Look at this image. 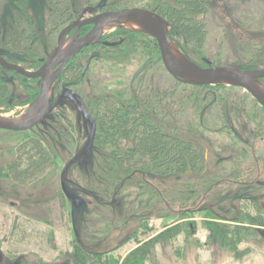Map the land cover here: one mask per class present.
<instances>
[{"label": "rangeland", "instance_id": "1", "mask_svg": "<svg viewBox=\"0 0 264 264\" xmlns=\"http://www.w3.org/2000/svg\"><path fill=\"white\" fill-rule=\"evenodd\" d=\"M99 1L0 0V49L24 68H36L38 59L56 46L60 30L87 5L84 16L98 12ZM111 3L106 1L108 10L115 9ZM120 5L116 10L127 8ZM203 18L205 49L199 53L186 45L191 59L202 66L264 68V0H210ZM133 28H105L100 40L114 46L97 45L78 55L81 68L86 55L100 52L71 89L92 111L103 97L123 95L140 107L156 97L161 113H148L169 134L199 149L201 167L193 172L205 168L203 176L134 170L113 183L114 175L102 166L106 151L95 142L87 156L63 171L87 147L90 125L62 99L29 130L0 129V264H78L79 250L98 264H124L126 257L131 264L138 248H144L138 255L141 264H264V186L225 184L219 165L221 157H245L253 179L264 180V108L236 86H177L157 45L158 55L145 46L153 38ZM169 33L176 44L185 43ZM14 82L19 97L0 110L13 119L27 108L20 101L29 99L30 86L36 89L35 80L16 76ZM28 137L41 141L46 160L25 182L14 183L6 177L5 165ZM218 224L230 232L219 235ZM175 226L177 235L170 231Z\"/></svg>", "mask_w": 264, "mask_h": 264}, {"label": "trees", "instance_id": "2", "mask_svg": "<svg viewBox=\"0 0 264 264\" xmlns=\"http://www.w3.org/2000/svg\"><path fill=\"white\" fill-rule=\"evenodd\" d=\"M120 2L127 5V8L143 7L161 15L169 24L171 33L185 42L178 46L188 58L190 57L186 45H191V48L199 53L204 52L207 31L203 16L208 13L210 0H112L111 7H115L112 10L118 9L121 6ZM147 3L149 6H146ZM155 45L153 40L145 46L157 54ZM66 71L72 79L78 75L79 70L74 60L68 63ZM176 85L183 84L176 81ZM151 98L143 102L142 107L123 95L103 97L93 106L98 122L95 143L106 151L107 158L102 162V166L114 175L110 177L113 183L117 182L122 174H129L134 170L139 173L143 171L144 174L166 176L196 171L201 167L199 149L190 142L169 134L160 122L150 116L148 110L156 114L158 109L156 97ZM159 112L161 113L160 110ZM15 149L14 158L5 165L4 171L7 178L19 184L25 182L29 175H33L43 166L46 151L41 141L34 137H28ZM107 159L108 165L105 163ZM18 223V219L14 218V231ZM228 227L225 224H218L215 230L219 235H225L230 232ZM170 231L177 235L179 227L175 226ZM18 233L20 232H17L16 238L19 236ZM143 249L133 251L131 256L134 258L131 264H141L138 255ZM246 252L247 250L240 254ZM78 257L80 258L78 264H98V260L81 250ZM129 258L126 257L123 263H128Z\"/></svg>", "mask_w": 264, "mask_h": 264}, {"label": "water", "instance_id": "3", "mask_svg": "<svg viewBox=\"0 0 264 264\" xmlns=\"http://www.w3.org/2000/svg\"><path fill=\"white\" fill-rule=\"evenodd\" d=\"M106 0H100L98 8H102ZM85 8L81 15L86 11ZM80 19V17H79ZM76 19L63 27L57 36V45L43 60L41 66L34 71H26L17 65L8 64L0 58V64L8 69L15 70L28 78H39L40 89L37 96L28 105L26 111L17 118H9L0 115V129L9 131H26L34 127L49 112L50 91L53 81L60 74L61 69L70 61L81 48L96 43L108 26H123L137 24L139 30L155 41L161 63L166 72L176 81L191 86L205 85H231L246 90L261 106L264 107V85L260 79L264 78V69H243L235 64L223 63L217 65L202 66L188 58L179 48L169 34V24L158 13L143 7H130L121 10H106L93 16ZM84 25L91 28L81 37L75 34L66 40V36L73 28L78 29ZM134 29V28H133ZM105 45L108 43L104 42ZM99 53H91L86 60L83 71L90 60ZM73 100L77 109L90 123L91 129L87 147L80 153L72 156L65 164L63 171L69 164L88 155L94 140L95 125L85 106L80 99ZM205 170V169H204ZM203 170V171H204ZM188 174H179L184 176ZM79 201L75 202L76 206Z\"/></svg>", "mask_w": 264, "mask_h": 264}, {"label": "flooded vegetation", "instance_id": "4", "mask_svg": "<svg viewBox=\"0 0 264 264\" xmlns=\"http://www.w3.org/2000/svg\"><path fill=\"white\" fill-rule=\"evenodd\" d=\"M85 8H87L86 10H88L90 8V6L87 5L86 7H84V9ZM99 9L100 10L98 12L92 13V14H90L88 16L81 15L82 12H80L77 15L76 19H79V17H80L79 20H82L83 18H87V17L93 16V15H95L97 13H100V12L108 10L106 8V3H105V5L102 8H99ZM76 19H73V20L69 21L66 25H68L69 23H71L72 21H74ZM90 28H91V25H84V26L80 27L78 29V31H76L77 28H73L67 34L66 40L71 38L75 34V32H76V37L75 38H79V37L83 36ZM104 42L108 43V45H105ZM56 45H57V42H56ZM97 45L113 47L114 43H109L106 40H102L101 41L100 38H99V40L96 43L81 48L80 51L70 60V61L74 60V64L78 67V70H79L78 75L74 79H72V76L68 75V72L66 71V66L68 65V63L70 61H68L66 63V65L61 69L60 74L57 76V78L52 83V87L51 88H52L53 91H52V94L50 95V99H51L50 106H51V108L49 110V112H50L54 108V106L56 104L61 103L62 99H64V100L68 101L74 107V109L83 117V119L86 122H88L84 118L83 114L77 109V106L73 102V100H74L79 105L77 100L80 99L82 101L83 105L85 106V109H86L87 113L89 114V116L91 117V119L94 122L95 133H96V130H97V127H98V122H97V119L95 118L94 111L89 109L88 108V104L83 100V98L79 95V93L77 91L71 89V88L77 86L81 82L82 77L84 76L85 71L88 69L91 60H93L95 58L94 57V58H92L90 60L87 68L85 69V71H83V68L85 67V64H86L87 57L93 52H98L99 54H100V52L99 51H91L88 55H86L85 64L81 68L79 67V65L75 61L76 57L78 55H80V54L85 53L84 52L85 50L92 49V48L96 47ZM99 54L97 56H99ZM8 55H9V53H8L7 50L0 49V58L1 59H3L8 64L17 65V66L21 67L23 70H26V71H34V70L38 69L41 66V64L43 63V60L45 59V58L38 59L40 63H39V65L36 68L26 69L23 66H21L19 63H16L15 61L11 60ZM235 65H237L238 67L243 68V69H264V68L246 67V66H244V65H242L240 63L239 64L237 63ZM7 75H10V77L6 78L5 76H7ZM16 76H21V77H24L25 79L35 80L36 81V89L34 90V88L32 86H30V88H29V99L28 100L25 99V100L20 101L21 102V104H20L21 107L22 106L28 107V105L33 101V99L37 96V94L39 92V89H40V79L39 78H28V77L20 74L19 72L15 71V70H12V69H8V68H6V67H4V66H2L0 64V110L8 108V106H10V104L13 103L12 99L14 100V98H16V96L19 97L18 96V92H17L16 83L14 82V77H16ZM65 79L67 81H65ZM263 80H264V78L260 79L261 83H262ZM10 88H11V90H10ZM56 92H57V94H56ZM8 95H11V96L7 99ZM5 100H6V102H5ZM96 103H97V100H95L94 105ZM261 107H263V106H261ZM26 109L24 110V112L26 111ZM49 112L45 115V117L49 114ZM0 115L4 116L3 113H1V112H0ZM88 124L90 125L89 122H88ZM90 129H91V126H90ZM89 133H90V130H89ZM94 142H95V134H94L93 143ZM84 156H87V155H83L81 157H84ZM231 159L232 158H226V157H221L220 158L219 165H223V169H222V172H221L223 177H222V179H220L221 182L223 181L225 184L228 183V184L234 185L236 187H238V186L248 187L250 185H253V183H256L257 185L264 186V180H259V179L254 180L253 179V176H254L253 173L254 172H252L253 170H252V168L250 166H247V165L251 164L250 160L244 161V160L247 159L245 157H239L238 160L234 159L232 161H231ZM204 165H205V163H204ZM228 165H232V166L228 167ZM204 167H206V165ZM248 167H250V168H248ZM203 170L200 173H198V174H195L193 171L186 172L185 174H188L187 176H192L193 178L197 179V177L202 175Z\"/></svg>", "mask_w": 264, "mask_h": 264}, {"label": "bare ground", "instance_id": "5", "mask_svg": "<svg viewBox=\"0 0 264 264\" xmlns=\"http://www.w3.org/2000/svg\"><path fill=\"white\" fill-rule=\"evenodd\" d=\"M131 27H134V29H139V26L137 24H131Z\"/></svg>", "mask_w": 264, "mask_h": 264}]
</instances>
